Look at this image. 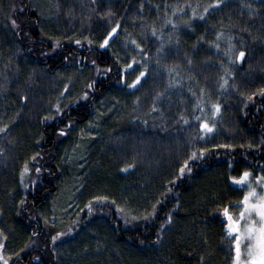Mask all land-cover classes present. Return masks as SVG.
<instances>
[{
  "label": "trees",
  "instance_id": "trees-1",
  "mask_svg": "<svg viewBox=\"0 0 264 264\" xmlns=\"http://www.w3.org/2000/svg\"><path fill=\"white\" fill-rule=\"evenodd\" d=\"M212 3L0 0L9 264H233L219 209L264 174V0Z\"/></svg>",
  "mask_w": 264,
  "mask_h": 264
},
{
  "label": "snow or ice",
  "instance_id": "snow-or-ice-1",
  "mask_svg": "<svg viewBox=\"0 0 264 264\" xmlns=\"http://www.w3.org/2000/svg\"><path fill=\"white\" fill-rule=\"evenodd\" d=\"M223 3V0H213V3L207 5L204 8V12H208L210 8H215ZM195 16L196 13L194 12ZM13 25H16V21L13 19L11 21ZM175 23V21H172ZM120 25L117 22L116 26L112 27L110 31L104 36L103 41L101 42L100 47L103 49L107 45H109L110 38L114 37V34L118 33ZM155 32V29H153ZM222 34L217 33V37H220ZM232 37H228L229 48L225 50V54L228 55L229 59H233L231 54V49L234 47L231 44ZM79 44V40L76 41ZM91 43V41H89ZM135 43V41H133ZM216 48H219L220 45L216 44ZM145 55H147L145 53ZM245 57V52L243 50L239 51L234 59L237 62H240ZM95 63V61H93ZM136 63L133 58L132 64ZM132 64L124 65L125 69L131 68ZM145 76V71H141L139 75L132 81V84L129 87L136 86L142 77ZM227 81H225V84ZM89 87L92 85L89 84ZM224 85L222 84L221 87ZM67 87V86H66ZM262 94H264V89L260 90ZM87 96V93H84ZM22 99L27 100V97H23ZM57 112L61 111L59 104L55 105ZM215 112H219L220 105H213ZM47 119H52L53 117H46ZM199 119V118H198ZM70 123V122H69ZM200 127L204 129L206 132H210L214 125H209L207 121H204L200 124ZM7 128V125H4L3 128H0V131H4ZM61 134H63V129L60 130ZM3 151V149H0ZM201 155L203 154V150H201ZM197 155L196 152L192 153V157ZM36 157H33L35 160ZM188 161H184V166L180 168V175L182 176L186 170V166ZM30 169L25 165L21 176L25 172H29ZM37 172L40 171L39 168L36 169ZM187 171H191V168L188 167ZM229 179L233 182V184L238 188H247V191L243 193L241 200H239L234 207H239L240 210L237 213H233L230 211V208L227 204L223 205L219 209V213L222 216L221 223L225 225V232L227 238L231 241V246L234 249V257L233 264H264V174L255 176V184L253 183L251 170L245 169L239 176H230ZM259 188V191L257 190ZM99 199V198H97ZM154 214V213H153ZM171 215L168 216V219L165 223L171 221ZM163 227V225H161ZM64 235L63 233H57L56 236H53L52 239L55 241L58 236ZM243 245V250H242ZM4 243L0 242V264H9V258L4 255L3 252Z\"/></svg>",
  "mask_w": 264,
  "mask_h": 264
},
{
  "label": "rangeland",
  "instance_id": "rangeland-1",
  "mask_svg": "<svg viewBox=\"0 0 264 264\" xmlns=\"http://www.w3.org/2000/svg\"><path fill=\"white\" fill-rule=\"evenodd\" d=\"M257 190L259 191V189L257 188ZM242 250H243V245H242Z\"/></svg>",
  "mask_w": 264,
  "mask_h": 264
}]
</instances>
